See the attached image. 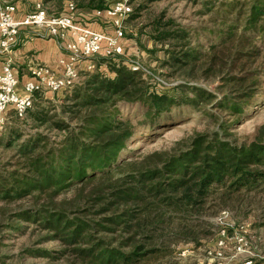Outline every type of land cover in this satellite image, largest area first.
<instances>
[{"label": "trees", "instance_id": "obj_1", "mask_svg": "<svg viewBox=\"0 0 264 264\" xmlns=\"http://www.w3.org/2000/svg\"><path fill=\"white\" fill-rule=\"evenodd\" d=\"M66 1L92 12L111 0L41 5L58 15ZM159 1L130 0L126 22ZM205 9L211 26H178L162 16L148 25L151 53L165 56L161 68L186 81L171 93L155 90L151 75L116 55L92 58L93 71L58 113L47 93L34 94L25 118L36 134L24 141L16 131L0 136V148L15 150L0 161V205L16 208L8 219L18 223L8 230L18 234L19 223L34 225L46 234L42 240L59 242L57 253L68 264H163L176 245L197 246L212 235L209 214L261 190L264 123L250 140L233 130L264 107V0H219ZM211 77H219V98L187 83ZM132 105L140 106L141 121L120 115L121 106ZM186 111L199 113L206 130L164 151L137 156L129 149ZM52 130L58 140L50 139ZM79 183L78 205L58 201Z\"/></svg>", "mask_w": 264, "mask_h": 264}, {"label": "rangeland", "instance_id": "obj_2", "mask_svg": "<svg viewBox=\"0 0 264 264\" xmlns=\"http://www.w3.org/2000/svg\"><path fill=\"white\" fill-rule=\"evenodd\" d=\"M4 1L5 3H1L2 5H14L16 2L19 3L20 0ZM21 1L20 3L26 5L27 8L33 4L34 0ZM41 1L37 0L36 2L42 4ZM215 1L219 3V0H161L154 3L142 12L137 20L124 24L126 35L123 40L121 58L128 67L139 66L147 75H151L156 79L157 82L152 79V86L155 90L171 93L169 88L185 84L186 81L180 75L172 74L168 69L161 68L160 63L165 59V56L163 52L151 53L155 46L145 36L147 35L145 33L150 30L148 25L152 20L162 16L165 21L171 20L178 26H188L196 29L211 26V23L208 22L209 15L203 13L206 11V4ZM67 4L71 3L66 1L65 7ZM47 8L50 13L55 12L53 8ZM77 13L85 16L91 15V12L77 11ZM93 23L103 25L100 22ZM105 29L106 27L103 28V30ZM141 31L142 33H140ZM94 63L95 60L93 62L82 61L78 80L70 90L45 95L47 99H52L54 106H57V113L59 112L58 106L61 105L64 97L83 83L84 73L93 71V69L89 70L88 67L94 66ZM187 83L212 92L218 98L222 95V92L218 90L220 86L219 77L198 78ZM119 110L120 115L123 117L130 116L135 118L136 122L141 121L139 105L121 106ZM11 114H8L7 122L0 131V136L7 135L10 131H16L22 135L21 141H24L36 134V131L31 128L32 125L29 120L25 118L24 120L15 121ZM172 118L177 119V121L162 129H155L149 141L134 140L130 143L129 149H135L137 156L164 151L171 149L180 142H187L195 133L206 130L207 122L199 117V113L186 111L174 114ZM263 123L264 107L255 117L237 126L233 133L239 140H250L256 128ZM45 128L43 126L39 131L46 133ZM55 132V130L48 132L51 140L59 139V137H55ZM14 152V148H0V161L7 160ZM79 186L80 183L75 184L67 193L59 197L58 201L65 202L72 205V207L78 205L75 202V197L78 193L76 188L78 189ZM83 193H87V190L85 189ZM1 207L0 205V264H68L69 260L59 257L57 253L62 248L59 242L42 240L46 234L34 225L19 223L22 229L18 234L8 230V224H18L8 219L10 213L16 208L14 209L13 206ZM206 220L210 224L207 227V232L209 231L212 235L207 236L197 246L191 244L176 245L173 248L171 257H168L163 264H247L248 262L264 264V186L259 192L249 193L241 201L231 202L227 207L209 214ZM36 251H45V255L38 254Z\"/></svg>", "mask_w": 264, "mask_h": 264}, {"label": "built area", "instance_id": "obj_3", "mask_svg": "<svg viewBox=\"0 0 264 264\" xmlns=\"http://www.w3.org/2000/svg\"><path fill=\"white\" fill-rule=\"evenodd\" d=\"M131 12L130 0H111L103 10L92 11L90 16L77 13L72 4H67L58 15H48L41 3L36 2L28 13L17 19L16 7L2 5L0 0V131L9 113L18 119L25 118L35 93L55 94L70 90L78 80L82 61L91 62L96 56L122 55L124 24ZM93 22L103 23L106 29L91 30L87 25ZM23 28H33L60 41L67 34H72L74 39L63 47L65 54L58 63L59 73L48 67L34 66L29 80L20 86L8 56ZM88 68L92 70L93 66ZM138 69L139 66L132 67L134 71Z\"/></svg>", "mask_w": 264, "mask_h": 264}, {"label": "crops", "instance_id": "obj_4", "mask_svg": "<svg viewBox=\"0 0 264 264\" xmlns=\"http://www.w3.org/2000/svg\"><path fill=\"white\" fill-rule=\"evenodd\" d=\"M25 1V0H24ZM26 8L20 2H16L17 14L16 18L20 19L23 15L32 9L34 3ZM27 2V1H25ZM5 3L4 0L1 1ZM12 5V4H11ZM90 23L87 25L93 31H102L104 25ZM74 39L72 34H67L63 41L51 39L42 35L41 32L33 28H23L19 31L17 36V44L9 54L8 59L13 67L14 74L22 86L29 80L30 70L34 66L48 67L54 73H59L58 63L64 57V45L70 43Z\"/></svg>", "mask_w": 264, "mask_h": 264}]
</instances>
